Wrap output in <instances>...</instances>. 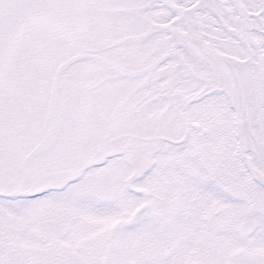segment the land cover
I'll return each mask as SVG.
<instances>
[{
  "label": "snow or ice",
  "instance_id": "6c2138e0",
  "mask_svg": "<svg viewBox=\"0 0 264 264\" xmlns=\"http://www.w3.org/2000/svg\"><path fill=\"white\" fill-rule=\"evenodd\" d=\"M0 264H264V0H0Z\"/></svg>",
  "mask_w": 264,
  "mask_h": 264
}]
</instances>
